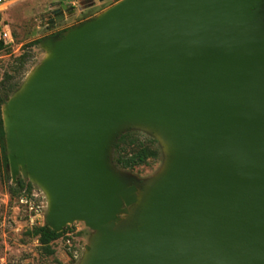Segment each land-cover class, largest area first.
I'll return each instance as SVG.
<instances>
[{
  "label": "water",
  "instance_id": "water-1",
  "mask_svg": "<svg viewBox=\"0 0 264 264\" xmlns=\"http://www.w3.org/2000/svg\"><path fill=\"white\" fill-rule=\"evenodd\" d=\"M44 45L2 107L5 155L49 195L48 227L98 233L85 264H264V0H122ZM131 126L169 165L118 231L138 188L107 157Z\"/></svg>",
  "mask_w": 264,
  "mask_h": 264
},
{
  "label": "rangeland",
  "instance_id": "rangeland-1",
  "mask_svg": "<svg viewBox=\"0 0 264 264\" xmlns=\"http://www.w3.org/2000/svg\"><path fill=\"white\" fill-rule=\"evenodd\" d=\"M120 1H109L93 8L92 5L88 7L85 0H16L1 7L0 26L8 32L12 43L7 51L0 53V82L5 75H13L16 59L27 53L30 61L17 79L25 85L51 55L50 49L44 45L45 41L63 37L71 29L98 17ZM56 10H59L60 16L55 15ZM36 41H41V44L29 47ZM129 131L140 133V142L147 139L157 141L161 156L158 160H150L146 165L133 169L119 167L114 160V145L120 137L117 136L107 157L108 166L120 179L138 188L136 196L139 199L136 204L123 207L116 220L118 231L134 230L141 226L150 191L169 165L168 147L163 145L158 136H155L157 140L150 130L138 126H131L122 135ZM2 145L5 149L3 142ZM2 155L0 148V264H85L96 244L98 233L88 228L83 221H75L64 229H67L64 236L54 242L55 254L46 256L38 238L28 233L48 224L51 205L49 195L32 182L23 169H20L14 180L10 166L3 164ZM19 180L31 183L32 192H19Z\"/></svg>",
  "mask_w": 264,
  "mask_h": 264
},
{
  "label": "trees",
  "instance_id": "trees-1",
  "mask_svg": "<svg viewBox=\"0 0 264 264\" xmlns=\"http://www.w3.org/2000/svg\"><path fill=\"white\" fill-rule=\"evenodd\" d=\"M1 28L2 27L0 26V30ZM39 44H41V41H36L30 44L29 47ZM8 48L9 46L0 40V53L7 51ZM29 61L30 57L28 54H22L16 59L15 65L12 69L13 75H5V78L0 82V148L3 151L2 161L5 166H8V158L5 155V149L2 145L5 138L2 107L22 86V81H17V79L22 76ZM114 153L116 165L124 169H133L138 166L146 165L148 161L158 160L161 156L157 141L154 139H147L140 142V133L131 131L117 139L114 145ZM17 187L19 192L26 190L28 193H31L33 190L31 183L22 180L18 181ZM13 193L15 194V192ZM66 232L67 229L62 233H56L50 227L45 225L43 227L35 228L28 234L33 238H38L41 249L46 256H53L55 254L53 249L54 242L63 237Z\"/></svg>",
  "mask_w": 264,
  "mask_h": 264
},
{
  "label": "built area",
  "instance_id": "built-area-1",
  "mask_svg": "<svg viewBox=\"0 0 264 264\" xmlns=\"http://www.w3.org/2000/svg\"><path fill=\"white\" fill-rule=\"evenodd\" d=\"M14 1H16V0H0V8L7 5V4L13 3ZM0 40L3 41L8 46H9V44L12 43L10 35L8 34L7 31H5L2 28L0 30Z\"/></svg>",
  "mask_w": 264,
  "mask_h": 264
},
{
  "label": "flooded vegetation",
  "instance_id": "flooded-vegetation-1",
  "mask_svg": "<svg viewBox=\"0 0 264 264\" xmlns=\"http://www.w3.org/2000/svg\"><path fill=\"white\" fill-rule=\"evenodd\" d=\"M109 1H114V0H85V3H87L88 7H89V5H92L93 8H95L96 5H103L105 3H108ZM55 12H56L55 15H57V16L61 15L59 10H56Z\"/></svg>",
  "mask_w": 264,
  "mask_h": 264
}]
</instances>
